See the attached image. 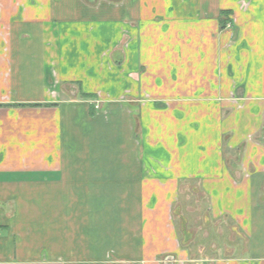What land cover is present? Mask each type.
Instances as JSON below:
<instances>
[{"label": "crops", "instance_id": "crops-1", "mask_svg": "<svg viewBox=\"0 0 264 264\" xmlns=\"http://www.w3.org/2000/svg\"><path fill=\"white\" fill-rule=\"evenodd\" d=\"M167 257L264 264V0H0V264Z\"/></svg>", "mask_w": 264, "mask_h": 264}, {"label": "rangeland", "instance_id": "rangeland-1", "mask_svg": "<svg viewBox=\"0 0 264 264\" xmlns=\"http://www.w3.org/2000/svg\"><path fill=\"white\" fill-rule=\"evenodd\" d=\"M187 185L184 183L179 188L178 202L174 207L173 218L180 245L184 249L189 248V257L195 259L200 256V246L205 239L201 230L203 222L205 223L202 215L205 214L206 204L197 189Z\"/></svg>", "mask_w": 264, "mask_h": 264}, {"label": "water", "instance_id": "water-1", "mask_svg": "<svg viewBox=\"0 0 264 264\" xmlns=\"http://www.w3.org/2000/svg\"><path fill=\"white\" fill-rule=\"evenodd\" d=\"M173 260V258L172 257H167L166 258V263L167 264H171V261Z\"/></svg>", "mask_w": 264, "mask_h": 264}]
</instances>
